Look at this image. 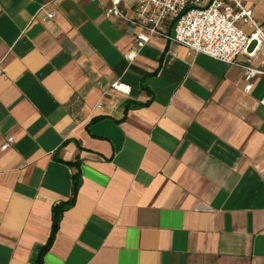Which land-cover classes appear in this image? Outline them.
Listing matches in <instances>:
<instances>
[{"label":"crops","instance_id":"obj_1","mask_svg":"<svg viewBox=\"0 0 264 264\" xmlns=\"http://www.w3.org/2000/svg\"><path fill=\"white\" fill-rule=\"evenodd\" d=\"M107 4L0 0V264H35L77 172L42 264H264V76L162 36L129 60Z\"/></svg>","mask_w":264,"mask_h":264},{"label":"built area","instance_id":"obj_2","mask_svg":"<svg viewBox=\"0 0 264 264\" xmlns=\"http://www.w3.org/2000/svg\"><path fill=\"white\" fill-rule=\"evenodd\" d=\"M129 1L131 14H127L123 0H108L104 8L106 17L122 19L139 29L135 34V48L127 51V59L135 57L137 50L153 36H162L184 45L195 54L240 66L246 91L251 89L250 81L254 77L264 76V24L254 19L245 0ZM54 16V12L47 13L48 18ZM239 20L247 23L248 32L237 25ZM251 42H255V46L247 53L245 62H238L237 57ZM255 60L259 61L257 66L253 65ZM112 87L125 90L124 85L117 81L112 83ZM260 103L264 104V97ZM13 141L12 136L7 137L1 149H7Z\"/></svg>","mask_w":264,"mask_h":264},{"label":"trees","instance_id":"obj_3","mask_svg":"<svg viewBox=\"0 0 264 264\" xmlns=\"http://www.w3.org/2000/svg\"><path fill=\"white\" fill-rule=\"evenodd\" d=\"M69 164H73V163H69ZM78 187H79V175L77 172L73 176V185H72V191H71L70 198L64 202H59V203H56L52 206L50 236L47 239L46 243L42 246V248H41V250L37 256V259L35 261V264H42V257L54 239L55 233L58 229V225H59V221H60L62 212L74 204Z\"/></svg>","mask_w":264,"mask_h":264}]
</instances>
